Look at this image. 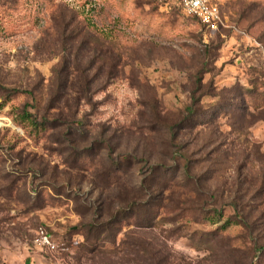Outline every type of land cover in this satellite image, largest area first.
<instances>
[{"label":"rangeland","instance_id":"374dc122","mask_svg":"<svg viewBox=\"0 0 264 264\" xmlns=\"http://www.w3.org/2000/svg\"><path fill=\"white\" fill-rule=\"evenodd\" d=\"M211 2L0 0V264H264V0Z\"/></svg>","mask_w":264,"mask_h":264},{"label":"built area","instance_id":"2783aa9c","mask_svg":"<svg viewBox=\"0 0 264 264\" xmlns=\"http://www.w3.org/2000/svg\"><path fill=\"white\" fill-rule=\"evenodd\" d=\"M212 0H182L184 11L201 22L209 25L219 20L218 10L212 6ZM37 245L49 253H65L68 250L66 240H55L49 232L41 228L37 234Z\"/></svg>","mask_w":264,"mask_h":264},{"label":"trees","instance_id":"16d2710c","mask_svg":"<svg viewBox=\"0 0 264 264\" xmlns=\"http://www.w3.org/2000/svg\"><path fill=\"white\" fill-rule=\"evenodd\" d=\"M193 101L197 102V100H195V97H194ZM187 109H188V112L190 113V115H194L195 114V111H194L193 107L190 106ZM27 119L31 122V125L34 126V128H37V129H41V128L45 127L46 122H47V120H46V122H44V123H39L32 116H29ZM136 207H137L136 204H134V203L130 204L128 206V210L134 212L136 210ZM93 227H95L94 229H96V231L99 232L98 237L99 236L102 237L104 232H105L104 228H102L101 226H97L96 224H94ZM97 241H99V238L97 239ZM257 253H259V252H257Z\"/></svg>","mask_w":264,"mask_h":264}]
</instances>
